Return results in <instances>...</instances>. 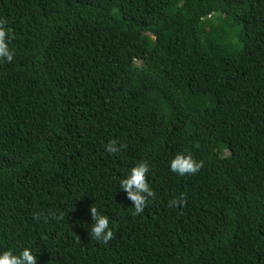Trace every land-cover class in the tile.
I'll return each instance as SVG.
<instances>
[{
  "label": "trees",
  "instance_id": "1",
  "mask_svg": "<svg viewBox=\"0 0 264 264\" xmlns=\"http://www.w3.org/2000/svg\"><path fill=\"white\" fill-rule=\"evenodd\" d=\"M0 21V250L264 264V0H0ZM178 152L203 166L177 175ZM140 161L153 196L131 215L119 179Z\"/></svg>",
  "mask_w": 264,
  "mask_h": 264
},
{
  "label": "clouds",
  "instance_id": "2",
  "mask_svg": "<svg viewBox=\"0 0 264 264\" xmlns=\"http://www.w3.org/2000/svg\"><path fill=\"white\" fill-rule=\"evenodd\" d=\"M0 21V25H3ZM12 34L7 32L4 27L0 26V61L10 62L13 59L14 52L9 47L12 40ZM105 151L115 153L118 151L115 141H109L105 146ZM203 166V161L194 159L190 154L184 152L176 153L169 161L168 167L170 171L179 176L185 174L191 175L196 173ZM149 166L146 162H137L128 169L127 173L119 179V190H122L128 200L131 201L129 212L131 215L140 214L153 196V189L146 181L145 174L148 173ZM183 195L180 199H172L169 201L170 207H176L183 204ZM88 212L91 222L87 229L88 236L93 240L106 243L113 236L112 227H110V219L96 207H89ZM38 252L33 253L32 247H22L19 251L12 247L0 250V264H37Z\"/></svg>",
  "mask_w": 264,
  "mask_h": 264
}]
</instances>
